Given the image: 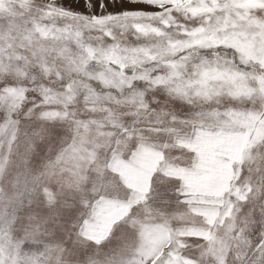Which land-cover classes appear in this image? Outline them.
<instances>
[{"label": "snow or ice", "instance_id": "1", "mask_svg": "<svg viewBox=\"0 0 264 264\" xmlns=\"http://www.w3.org/2000/svg\"><path fill=\"white\" fill-rule=\"evenodd\" d=\"M0 19V141L39 150L42 197L75 154L58 216L81 260L264 264V0H0Z\"/></svg>", "mask_w": 264, "mask_h": 264}, {"label": "rangeland", "instance_id": "2", "mask_svg": "<svg viewBox=\"0 0 264 264\" xmlns=\"http://www.w3.org/2000/svg\"><path fill=\"white\" fill-rule=\"evenodd\" d=\"M6 24V19H0V26ZM38 155V149L28 152L22 141L10 148L0 141V264H87L73 252L71 229L58 216L60 208L70 203L86 182L70 179L75 154L69 150L63 167L48 173L51 195L43 197L33 187ZM250 163L256 162H242L245 168Z\"/></svg>", "mask_w": 264, "mask_h": 264}, {"label": "clouds", "instance_id": "3", "mask_svg": "<svg viewBox=\"0 0 264 264\" xmlns=\"http://www.w3.org/2000/svg\"><path fill=\"white\" fill-rule=\"evenodd\" d=\"M124 108H127L129 109V111L131 110L130 109V105L125 103L124 101H120L117 105H116V111L117 112H120V109H124ZM121 115H126L127 113L126 112H120ZM139 119V118H138ZM86 264V262H85ZM98 264H102V261H99Z\"/></svg>", "mask_w": 264, "mask_h": 264}]
</instances>
